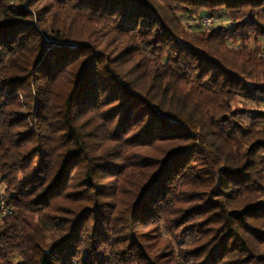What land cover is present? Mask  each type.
<instances>
[{
	"label": "trees",
	"instance_id": "1",
	"mask_svg": "<svg viewBox=\"0 0 264 264\" xmlns=\"http://www.w3.org/2000/svg\"><path fill=\"white\" fill-rule=\"evenodd\" d=\"M0 264H264V0H0Z\"/></svg>",
	"mask_w": 264,
	"mask_h": 264
},
{
	"label": "built area",
	"instance_id": "2",
	"mask_svg": "<svg viewBox=\"0 0 264 264\" xmlns=\"http://www.w3.org/2000/svg\"><path fill=\"white\" fill-rule=\"evenodd\" d=\"M214 19L213 17H203L201 20V24L203 27H211L214 24ZM2 211H5L6 209L4 207H1Z\"/></svg>",
	"mask_w": 264,
	"mask_h": 264
},
{
	"label": "rangeland",
	"instance_id": "3",
	"mask_svg": "<svg viewBox=\"0 0 264 264\" xmlns=\"http://www.w3.org/2000/svg\"><path fill=\"white\" fill-rule=\"evenodd\" d=\"M218 23H219L218 21L214 22V24H218Z\"/></svg>",
	"mask_w": 264,
	"mask_h": 264
}]
</instances>
